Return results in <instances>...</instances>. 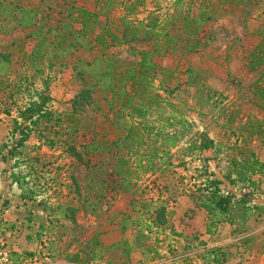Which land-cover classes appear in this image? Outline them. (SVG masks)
Segmentation results:
<instances>
[{"label":"rangeland","instance_id":"1","mask_svg":"<svg viewBox=\"0 0 264 264\" xmlns=\"http://www.w3.org/2000/svg\"><path fill=\"white\" fill-rule=\"evenodd\" d=\"M175 1L146 0L145 6L131 19L148 21L153 16L172 19L169 30L178 40V47L155 61L169 70L165 88L177 90L169 95L165 89H158L163 79L160 75L155 92L174 106L163 110L165 117L173 115L182 119L191 125V129L178 148L158 162L156 171H162L143 177L136 195L120 193L114 201L108 186L115 165L112 156L86 154L85 164L79 163L68 152L69 146L63 143L67 132L56 126L53 118L34 126L26 146L19 150L21 154L8 157V151L15 148L19 139V132L14 133V120L19 113L42 94L49 99L48 111L66 118L72 111V100L83 88L73 69L77 59L90 61L101 52L85 53L82 50L66 60L39 64V71H36L29 59L37 43L36 37L31 36L34 30L16 29L10 17H0V55H12L8 68L7 65L0 66L6 72V75L0 74L5 86L0 90V241H5L13 250L14 264H63L77 254L89 261V248L95 238L102 247L96 250V260L90 264H215L212 251H216L217 258L225 259L222 264L232 263L221 256L223 252L208 248L209 243L201 240L199 233L185 236L183 232L171 231L170 227L181 197H189L196 207L208 175L214 173L211 170L224 181L223 191L238 196L249 194L250 205L264 208V197H255L249 192L250 188L256 190L258 185L263 187L264 177L252 176L255 187L250 182L230 185L225 180L230 173L232 179L236 178V167L245 157L255 155L256 149L264 151V110L256 105L251 89L258 73H251L246 67L247 57L264 34V1L254 6L226 5L225 14L203 28L198 37L201 47L194 54L185 50L184 37H179L181 23L178 25L174 16ZM182 1L180 10L185 11L189 7L194 10L203 6L207 0ZM209 1L219 13L223 0ZM3 2H15L38 11L37 19L42 20L43 33L63 22L73 5L92 12L99 11L103 5L97 0H0V4ZM115 2L107 14L111 24L121 29L123 7L120 3L123 1ZM105 15L106 12L101 21H105ZM134 49H149V45L110 48L105 51V56L130 61L129 54ZM93 98L96 103L86 106L78 116L84 129L69 142L82 153L89 150L86 146L92 142L114 141L121 135L112 124L113 116L106 106L105 96L95 93ZM66 126V123L62 124V127ZM203 131L214 136L217 156L212 150L207 151L205 157L196 151L190 155L191 140ZM58 132L61 135L58 136ZM50 141L56 143L51 145ZM6 157L9 159L4 162ZM88 162L89 166H86ZM14 176L19 183L13 181ZM102 195L105 197L101 198ZM133 199L139 206L152 201L165 202L170 215L166 227L142 240L152 253L142 250L127 259L120 250L110 247L125 240L137 241L139 228L132 226L124 233L121 230L122 213L132 214ZM147 210L139 207L133 219L142 214L149 216ZM191 215H187V221L193 219ZM256 215L247 224L258 228V243L264 248V213L257 212ZM208 223L209 216L206 227ZM247 224L236 226L234 230L233 238L240 244V252L236 255L239 262H233L235 264L247 261L243 255L245 241L249 238L238 241V237L249 231ZM24 245L29 249L26 250Z\"/></svg>","mask_w":264,"mask_h":264},{"label":"trees","instance_id":"2","mask_svg":"<svg viewBox=\"0 0 264 264\" xmlns=\"http://www.w3.org/2000/svg\"><path fill=\"white\" fill-rule=\"evenodd\" d=\"M122 1L120 3L123 7V16L120 20L121 29L114 23L111 24L107 14L109 8L116 4L115 0H97L98 3L103 4L99 11L92 12L73 5L66 19L63 22L60 21L55 28H49L47 33H43L42 20L39 22L37 19L38 11L23 7L15 2L0 4V17L4 19L10 17L15 23L14 28L34 30L31 36L36 37L37 43L29 59L36 71H39V64L46 61L52 64L53 61L66 60L82 50L85 53L96 50L101 52L99 57L90 61L82 58L77 59L73 69L78 79L81 80L83 88L72 100V111L66 118L61 114L48 111L49 99L42 94L38 95V100L32 101L23 112L19 113V116L14 120L16 126L14 133L19 132V139L15 142V148L8 151V157L14 158L21 154L19 150L26 146L34 126L39 125L44 119L53 118L56 126L67 132V138L63 143L69 146L68 152L79 163L85 164L84 156L86 154L101 156L107 153L112 156L115 165L112 167V174L108 181V186L111 187L109 192L113 194L112 201L120 193L132 192L133 196L136 195L141 189L138 184L142 178L151 173L162 171L163 169L156 171L158 162L164 161V158L188 137L191 129V125L182 119H177L173 115L165 117L163 110L169 107L174 108V106L155 92L156 82L160 75L163 76V79L160 81L158 89H165L169 95L177 90L165 88L169 70L162 68L155 61L156 58L171 54L178 47V40L169 30L172 19L153 16L148 21H135L131 18L137 15L139 8L145 6L146 0ZM263 1L223 0L220 12L216 13L214 3L209 0L197 9L193 10L192 7H189L185 11L180 10L183 1L176 0L174 16L177 17V24L181 23L178 26L181 32L179 37H184L185 50L193 54L198 52L201 47L198 37L203 28L216 21L222 13L225 14L226 5L236 3L254 6ZM105 12L106 19L101 21ZM48 36L53 38L50 39ZM133 44H146L149 45V49L130 51V61L105 56L107 49L122 48ZM11 57V54H1L0 66L7 65L8 68ZM246 67L249 72L258 73L251 89L256 105L264 110V34L261 42L247 57ZM0 74L6 75L5 70L0 69ZM1 79L0 76V90H3L5 86ZM95 93L105 96L106 106L113 116L112 124L117 126L121 135H117L114 141L92 142L86 146L89 150L82 153L69 142L84 129L82 119L80 117L79 119L78 116H81L86 106L96 103L93 98ZM63 123H66L67 126L62 127ZM56 134L61 135L59 132ZM195 136V139L191 140L190 155L193 151L204 153L217 148L215 142L206 133H197ZM55 143L56 141H50L51 145ZM8 159L7 157L3 158L4 162H7ZM86 166H89V162L86 163ZM231 174L225 177L230 185L250 182L251 186L255 187L256 184L251 178L254 175L262 176L264 174V163L256 155L251 154L236 167L235 179H232ZM13 181L20 182L15 176ZM223 185L222 179L215 177L214 174H209L202 194L197 199L196 207L207 212L209 216V223L206 227L207 235H214L219 226L223 224L244 227L257 216V212L264 213L263 207L250 205L251 195L245 193L238 196L231 191L225 192L221 188ZM22 196L24 198V195ZM103 197L105 195H102L101 198ZM139 207L148 208L149 216L142 214L134 220V213ZM131 208L132 214L122 213L124 219L121 230L124 233L132 226L139 228L137 241L130 243L125 240L114 246L127 259L132 253L142 250L152 253V250L143 244L142 240L147 239L148 235L154 234L155 230L166 227L170 215L167 204L160 200L157 203L152 201L150 204L143 203L139 206L133 199ZM99 247L102 246L95 238L89 248V261L75 257L74 262L90 264L96 260V250ZM215 252L211 253V255H215L213 262L215 264L224 263L225 259L217 258ZM221 256L224 257L225 254L221 253Z\"/></svg>","mask_w":264,"mask_h":264},{"label":"crops","instance_id":"3","mask_svg":"<svg viewBox=\"0 0 264 264\" xmlns=\"http://www.w3.org/2000/svg\"><path fill=\"white\" fill-rule=\"evenodd\" d=\"M190 82V81H189ZM222 92V90H220ZM206 131H203L204 133ZM207 133V132H206ZM208 136L214 141V136H211L208 134ZM216 144V143H215ZM178 148V147H177ZM215 153V154H214ZM255 155L259 158V160L264 163V151L257 150L254 151ZM207 154V151H205L202 155V157H205ZM212 154L217 156L218 152H215V150H212ZM244 160V159H243ZM205 162V159H204ZM206 164V163H205ZM211 172H214L213 174L219 178L215 173V170H211ZM192 214L191 217L193 218L191 221H187L186 217L189 214ZM174 220L171 222L173 225L170 227L171 231H178L180 233H184L185 236L187 235H193L196 233H199V237H201V240L203 239L205 242L209 243L208 248H212L215 250H219L225 254V258L227 257V261H232L231 264H235L236 262H239L237 258V254L240 252V244L236 242V238H233L234 230L236 226H231L229 224H223L220 226L218 232L214 235H207V232L205 229L206 227V220L208 219V214L204 210L196 209L195 204L190 200L189 197H181L179 199V203L177 204V207L174 209ZM185 220L182 221V220ZM191 224V225H188ZM193 227V228H191ZM249 231L242 235L241 237H238V241L249 238L245 242V253L243 256H246L247 261L241 262V264H264V248L260 246L258 243L259 239L257 235L258 231L256 227H252L251 224H247L246 226ZM199 228V229H197ZM184 230V231H183ZM256 234V236L254 235ZM115 245H112L113 247ZM24 248H27L28 246L24 245ZM247 249V250H246ZM16 250L19 251V249L16 247ZM225 252V253H224ZM81 254V253H80ZM248 255V256H247ZM79 257L80 260L87 261L82 259L79 254L70 257L68 261L63 262V264H85V262H74V258ZM235 262V263H233Z\"/></svg>","mask_w":264,"mask_h":264},{"label":"built area","instance_id":"4","mask_svg":"<svg viewBox=\"0 0 264 264\" xmlns=\"http://www.w3.org/2000/svg\"><path fill=\"white\" fill-rule=\"evenodd\" d=\"M262 177H264V174L262 175ZM255 189L256 190H254L253 188H250L249 192H252V194H254L255 197L260 196L263 198L264 197V186L262 187L258 185L257 188ZM0 264H14L13 250L5 241H0Z\"/></svg>","mask_w":264,"mask_h":264}]
</instances>
